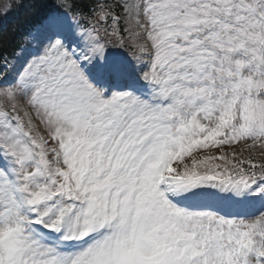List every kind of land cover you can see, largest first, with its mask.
Instances as JSON below:
<instances>
[{"label":"snow or ice","instance_id":"snow-or-ice-1","mask_svg":"<svg viewBox=\"0 0 264 264\" xmlns=\"http://www.w3.org/2000/svg\"><path fill=\"white\" fill-rule=\"evenodd\" d=\"M28 4L0 32V264H264V0Z\"/></svg>","mask_w":264,"mask_h":264},{"label":"trees","instance_id":"trees-1","mask_svg":"<svg viewBox=\"0 0 264 264\" xmlns=\"http://www.w3.org/2000/svg\"><path fill=\"white\" fill-rule=\"evenodd\" d=\"M36 19L32 14L28 0L25 6L16 8L5 14H0V32L13 38V46L23 41V34L28 30L30 24Z\"/></svg>","mask_w":264,"mask_h":264}]
</instances>
